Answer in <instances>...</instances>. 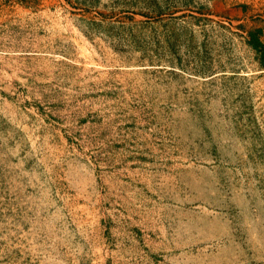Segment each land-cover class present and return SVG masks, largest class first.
Masks as SVG:
<instances>
[{
    "label": "rangeland",
    "instance_id": "rangeland-1",
    "mask_svg": "<svg viewBox=\"0 0 264 264\" xmlns=\"http://www.w3.org/2000/svg\"><path fill=\"white\" fill-rule=\"evenodd\" d=\"M262 49L264 0H0V264H264Z\"/></svg>",
    "mask_w": 264,
    "mask_h": 264
},
{
    "label": "trees",
    "instance_id": "trees-1",
    "mask_svg": "<svg viewBox=\"0 0 264 264\" xmlns=\"http://www.w3.org/2000/svg\"><path fill=\"white\" fill-rule=\"evenodd\" d=\"M250 44L253 46V47H256L258 43V40L256 39L255 35L254 34H250ZM261 45V44H260ZM259 45V46H260ZM262 57L264 58V49H262ZM263 66H264V63H263Z\"/></svg>",
    "mask_w": 264,
    "mask_h": 264
}]
</instances>
